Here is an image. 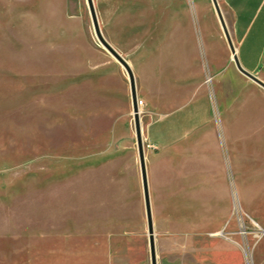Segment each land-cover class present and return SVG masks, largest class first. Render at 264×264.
Returning <instances> with one entry per match:
<instances>
[{"label": "rangeland", "instance_id": "obj_1", "mask_svg": "<svg viewBox=\"0 0 264 264\" xmlns=\"http://www.w3.org/2000/svg\"><path fill=\"white\" fill-rule=\"evenodd\" d=\"M93 1L136 79L158 264H259L264 89L237 69L212 0ZM159 107L179 120L163 159ZM0 264H151L128 74L87 0H0Z\"/></svg>", "mask_w": 264, "mask_h": 264}, {"label": "crops", "instance_id": "obj_2", "mask_svg": "<svg viewBox=\"0 0 264 264\" xmlns=\"http://www.w3.org/2000/svg\"><path fill=\"white\" fill-rule=\"evenodd\" d=\"M221 1L229 15V32L234 45H238L236 50L242 66L254 75L255 72H259L261 80L264 82V0ZM148 85L147 98H150L152 102L163 96L162 90L159 88L160 84L158 86L154 81L151 85L149 83ZM262 96L264 97V92H262ZM197 109V107H194L186 113L189 121L196 120L198 116ZM263 110L264 108L261 105V114L257 117V121L261 124L258 127L259 135L256 139V146L253 144L254 142L252 143L253 146H251L256 149L253 153L258 155H264ZM157 113L159 118L154 124L156 132L154 142L161 153L160 158L163 159L170 157L175 149V141L179 137V120L167 116L162 107L158 108ZM173 193V200L171 199L167 203L174 211H179L180 205H183V201L180 200V190L176 189ZM258 213V223L262 228L264 226V189H262V184H260L258 192ZM231 255L233 256V254ZM257 255L259 264H261L262 260L264 264V239L257 246Z\"/></svg>", "mask_w": 264, "mask_h": 264}, {"label": "water", "instance_id": "obj_3", "mask_svg": "<svg viewBox=\"0 0 264 264\" xmlns=\"http://www.w3.org/2000/svg\"><path fill=\"white\" fill-rule=\"evenodd\" d=\"M213 6L215 8L216 14L218 16L220 25L222 27L224 36L230 48L231 54L233 55V61L239 70L244 76L258 84L260 87L264 89V82L258 78L256 75L248 72L241 64L239 57L237 55V50L231 38L227 23L225 21L223 12L221 10L220 4L218 0H212ZM89 12L91 15L93 27L95 34L101 43V45L117 60L121 66L125 69L128 74L129 84H130V92H131V101L134 115V123L136 130V139H137V147H138V157L141 169V177H142V185H143V193L145 200V208H146V216H147V224H148V234H149V245H150V256H151V264H158L157 261V250H156V241H155V229H154V220L152 213V205H151V197H150V189L147 175V165H146V154H145V145L143 140V131L141 125V117H140V106L138 100V92L136 86V79L133 73V70L127 60L123 58V56L115 50L103 37L101 33V29L99 26V21L97 17V13L95 10V5L93 0H87Z\"/></svg>", "mask_w": 264, "mask_h": 264}, {"label": "built area", "instance_id": "obj_4", "mask_svg": "<svg viewBox=\"0 0 264 264\" xmlns=\"http://www.w3.org/2000/svg\"><path fill=\"white\" fill-rule=\"evenodd\" d=\"M139 106H140V104H139ZM241 228L243 229V234L246 235V227H245L244 222H243V224L241 225ZM258 232H259V235H257V236H264V229L260 228V229L258 230ZM249 263H250V262H249Z\"/></svg>", "mask_w": 264, "mask_h": 264}, {"label": "bare ground", "instance_id": "obj_5", "mask_svg": "<svg viewBox=\"0 0 264 264\" xmlns=\"http://www.w3.org/2000/svg\"><path fill=\"white\" fill-rule=\"evenodd\" d=\"M234 43V42H233ZM233 56V55H232ZM236 211L237 210H239V214H241V215H243L244 213H241V208H240V206H239V204L238 203H236ZM255 223V222H254ZM246 255H247V260H248V262H250L251 261V259H250V253H248V251L246 252ZM250 264H251V262H250Z\"/></svg>", "mask_w": 264, "mask_h": 264}]
</instances>
